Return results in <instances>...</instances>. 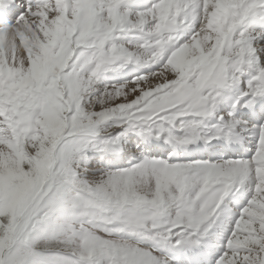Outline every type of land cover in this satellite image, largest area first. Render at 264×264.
Returning <instances> with one entry per match:
<instances>
[{"label": "snow or ice", "instance_id": "6c2138e0", "mask_svg": "<svg viewBox=\"0 0 264 264\" xmlns=\"http://www.w3.org/2000/svg\"><path fill=\"white\" fill-rule=\"evenodd\" d=\"M0 264H264V0H0Z\"/></svg>", "mask_w": 264, "mask_h": 264}]
</instances>
